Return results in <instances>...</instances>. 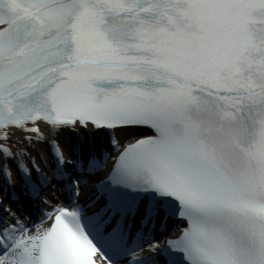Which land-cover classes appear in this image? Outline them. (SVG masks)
<instances>
[{
	"label": "snow or ice",
	"instance_id": "1",
	"mask_svg": "<svg viewBox=\"0 0 264 264\" xmlns=\"http://www.w3.org/2000/svg\"><path fill=\"white\" fill-rule=\"evenodd\" d=\"M98 255L264 264V0H0V264Z\"/></svg>",
	"mask_w": 264,
	"mask_h": 264
},
{
	"label": "bare ground",
	"instance_id": "2",
	"mask_svg": "<svg viewBox=\"0 0 264 264\" xmlns=\"http://www.w3.org/2000/svg\"><path fill=\"white\" fill-rule=\"evenodd\" d=\"M45 157L47 158V153H45ZM49 167H50V165H49ZM176 233H179V232L177 231ZM176 233H174L173 236H174ZM143 253H145V252H143ZM143 253H141V255H142Z\"/></svg>",
	"mask_w": 264,
	"mask_h": 264
}]
</instances>
